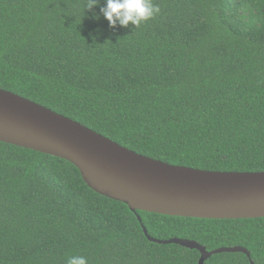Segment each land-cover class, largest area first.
Returning <instances> with one entry per match:
<instances>
[{
	"label": "trees",
	"instance_id": "16d2710c",
	"mask_svg": "<svg viewBox=\"0 0 264 264\" xmlns=\"http://www.w3.org/2000/svg\"><path fill=\"white\" fill-rule=\"evenodd\" d=\"M152 2L153 19L112 28L104 0H0V88L151 158L264 171V0ZM143 227L249 253L204 264H264V217L133 212L65 159L0 142V264H198L197 249Z\"/></svg>",
	"mask_w": 264,
	"mask_h": 264
},
{
	"label": "water",
	"instance_id": "95a60500",
	"mask_svg": "<svg viewBox=\"0 0 264 264\" xmlns=\"http://www.w3.org/2000/svg\"><path fill=\"white\" fill-rule=\"evenodd\" d=\"M0 142L65 159L90 189L133 212L221 220L264 217V171L204 170L151 158L3 88ZM143 231L150 241L197 249L198 264L221 252L249 256L241 246L208 251L194 240H161Z\"/></svg>",
	"mask_w": 264,
	"mask_h": 264
},
{
	"label": "clouds",
	"instance_id": "9594fccd",
	"mask_svg": "<svg viewBox=\"0 0 264 264\" xmlns=\"http://www.w3.org/2000/svg\"><path fill=\"white\" fill-rule=\"evenodd\" d=\"M99 0H87L84 8L91 10L98 5ZM160 13V7L152 0H104V6L100 8V15L108 22L109 27L138 28L142 23L153 19ZM94 18L98 19L99 16ZM66 264H88L86 257L74 255L68 257Z\"/></svg>",
	"mask_w": 264,
	"mask_h": 264
}]
</instances>
